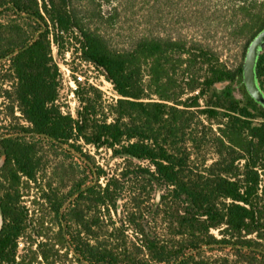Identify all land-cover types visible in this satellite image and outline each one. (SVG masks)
Wrapping results in <instances>:
<instances>
[{"label": "trees", "instance_id": "16d2710c", "mask_svg": "<svg viewBox=\"0 0 264 264\" xmlns=\"http://www.w3.org/2000/svg\"><path fill=\"white\" fill-rule=\"evenodd\" d=\"M1 8L32 31L22 38L20 25L0 23V59L12 56L17 79L6 95L29 123L0 135V264L18 263L39 206L53 218L63 264H264V108L242 69L211 61L201 78L178 74L185 46L172 40L113 49L83 26L74 0H0ZM52 43L101 69L120 98L105 105L90 88L77 92L75 116L63 114ZM256 75L264 86V55ZM43 142L63 154L51 170ZM85 146L110 151L115 169Z\"/></svg>", "mask_w": 264, "mask_h": 264}, {"label": "rangeland", "instance_id": "374dc122", "mask_svg": "<svg viewBox=\"0 0 264 264\" xmlns=\"http://www.w3.org/2000/svg\"><path fill=\"white\" fill-rule=\"evenodd\" d=\"M74 10L85 28L100 33L116 50H128L143 39L179 42L185 46L186 53L181 59L185 63L177 67L176 57L170 68L177 67L176 72L189 69L191 74L199 78L204 76L211 61H217L232 72L242 69L248 47L264 25V0H74ZM9 20L23 28L22 38L30 36L32 25L29 20L19 19L1 8L0 23L5 24ZM5 38V35L0 37L1 45L6 44ZM19 40L23 39L18 37ZM190 52L201 54L202 57L195 63ZM11 58L0 59V135L9 134L18 126H29L16 108L17 103L6 95L7 91L14 92L17 84L11 69ZM51 66L56 70L55 107L63 114L75 116L80 108L77 92H87L90 88L102 93L105 105L114 104L120 98L101 69L83 60L80 55L74 56L68 52L61 55L54 43ZM79 76L84 77L85 81L79 82ZM238 97L241 98L239 93ZM11 107H14V117L10 115ZM42 147L47 168L51 170L61 162L62 151L45 142ZM85 152L109 169H115L119 162L111 160V152L107 150L96 153L93 147L85 146ZM75 161L83 171L89 172L79 159L75 158ZM2 163L3 158L0 159V165ZM26 201L33 210L30 199ZM30 217L32 227L20 240L17 264L67 262L62 252H57V247L53 248V229L56 226L51 225L53 218L48 208L36 207V212ZM1 226L0 213V229ZM69 262L67 264H72L71 260Z\"/></svg>", "mask_w": 264, "mask_h": 264}, {"label": "water", "instance_id": "95a60500", "mask_svg": "<svg viewBox=\"0 0 264 264\" xmlns=\"http://www.w3.org/2000/svg\"><path fill=\"white\" fill-rule=\"evenodd\" d=\"M264 48V30H262L248 47L244 65L242 67L243 84L250 97L259 105L264 107V93L261 90L257 75L256 66L259 55Z\"/></svg>", "mask_w": 264, "mask_h": 264}, {"label": "flooded vegetation", "instance_id": "af4514ba", "mask_svg": "<svg viewBox=\"0 0 264 264\" xmlns=\"http://www.w3.org/2000/svg\"><path fill=\"white\" fill-rule=\"evenodd\" d=\"M255 39V38H254ZM253 39V40H254ZM264 55V48H263V50L261 51V53H260V55H259V57H261V56H263ZM258 84H259V86H260V88H261V90L263 91V93H264V86H262L261 85V83H260V81L258 80ZM264 108V107H263Z\"/></svg>", "mask_w": 264, "mask_h": 264}, {"label": "built area", "instance_id": "2783aa9c", "mask_svg": "<svg viewBox=\"0 0 264 264\" xmlns=\"http://www.w3.org/2000/svg\"><path fill=\"white\" fill-rule=\"evenodd\" d=\"M91 64H92V63H91ZM78 81H79V82H83V81H85V80H84V77L79 76V77H78ZM75 82L77 83V81H75ZM79 82H78V83H79ZM110 83H111V82H110ZM111 84H112V83H111Z\"/></svg>", "mask_w": 264, "mask_h": 264}]
</instances>
